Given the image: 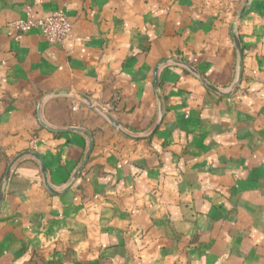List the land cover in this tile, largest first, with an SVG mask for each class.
Returning <instances> with one entry per match:
<instances>
[{
	"label": "crops",
	"instance_id": "1",
	"mask_svg": "<svg viewBox=\"0 0 264 264\" xmlns=\"http://www.w3.org/2000/svg\"><path fill=\"white\" fill-rule=\"evenodd\" d=\"M0 264H264V0H0Z\"/></svg>",
	"mask_w": 264,
	"mask_h": 264
},
{
	"label": "built area",
	"instance_id": "2",
	"mask_svg": "<svg viewBox=\"0 0 264 264\" xmlns=\"http://www.w3.org/2000/svg\"><path fill=\"white\" fill-rule=\"evenodd\" d=\"M14 30L23 33L39 29L50 43H63L72 30V24L62 11H55L45 17L28 16L9 23Z\"/></svg>",
	"mask_w": 264,
	"mask_h": 264
},
{
	"label": "water",
	"instance_id": "3",
	"mask_svg": "<svg viewBox=\"0 0 264 264\" xmlns=\"http://www.w3.org/2000/svg\"><path fill=\"white\" fill-rule=\"evenodd\" d=\"M54 130H60V131H61V129H54ZM92 148H93V141L91 140L90 148H89V151H88V153H87V155H86V158L89 157V155H90V153H91V151H92ZM20 156H21V155H20ZM20 156H18L17 158H19ZM43 171H45V167H44V166H43Z\"/></svg>",
	"mask_w": 264,
	"mask_h": 264
}]
</instances>
